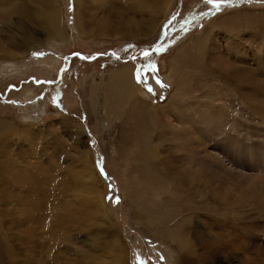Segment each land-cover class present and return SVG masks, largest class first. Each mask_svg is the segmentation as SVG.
I'll list each match as a JSON object with an SVG mask.
<instances>
[{
  "label": "rangeland",
  "instance_id": "374dc122",
  "mask_svg": "<svg viewBox=\"0 0 264 264\" xmlns=\"http://www.w3.org/2000/svg\"><path fill=\"white\" fill-rule=\"evenodd\" d=\"M0 57V264H182L186 251L145 227L125 181L156 220L188 205L178 215L202 235L192 245L194 257L206 253L200 264H264V0H0ZM118 68L132 69L142 93L121 124L136 115L156 134L166 126L160 186L144 183L118 137L126 129L101 127L90 108L92 83ZM189 125L199 149L184 143ZM86 161L104 185L103 218ZM188 167L208 185L179 188ZM224 196L241 206L216 218ZM231 223L229 250L217 241Z\"/></svg>",
  "mask_w": 264,
  "mask_h": 264
},
{
  "label": "bare ground",
  "instance_id": "6f19581e",
  "mask_svg": "<svg viewBox=\"0 0 264 264\" xmlns=\"http://www.w3.org/2000/svg\"><path fill=\"white\" fill-rule=\"evenodd\" d=\"M76 1H78V0H76ZM23 13L26 15L25 12H23ZM50 20H51L52 26L53 25L55 26L56 24H58V14L54 10H53V12L50 11ZM146 28H150V26H147ZM206 45H207V42H206ZM10 56H13V54L11 55L8 52L4 53V57H10ZM179 57H181V56H179ZM173 60L174 59H172L171 61H173ZM175 65H176V63H175ZM132 73H133L132 69H129V68L119 69L118 68V69H115V70L108 72L106 75L107 78L105 80H103L101 83H92L90 89L88 90L89 91V102L91 104V105L89 104L91 106V107L90 106L89 107L92 108V112L96 118H98L99 115L101 114L102 120L96 121L97 124L101 125V127H102V125H105V124H107L109 126H113L114 124L115 125L117 124V126H119V127H120V125L122 126V128H119L120 129V130H118L119 132L121 130L126 129V131L124 130L125 132L122 133L123 137L122 136L121 137L118 136V137H119V139L122 138L121 140L126 139L131 144L130 146L133 147L134 150H136V154H135L136 164H137V166H139L138 167L139 172L142 173V175H144L146 177V180H144L145 182L144 181L143 182L145 184H147V182L152 179V181L156 180L154 183L157 184L158 186H160L161 184L159 182H161L162 177H161V179H159V177H160V175H162V174L165 175V173H167V171H166L167 169L165 170V166H167L168 162H167V158H166V161H162L161 159L158 158V155L160 153V151H159L160 148L156 144V140H158L159 138H164L162 134H163V132H165L164 128H166V126L162 127L163 131H161V132L159 131V133L156 134L155 132H153L154 130L150 129L152 127H149V126H147V124H145L144 118L141 117L139 120V117H140L139 116V117H136L135 119H133L136 115H134V116L132 115L130 118V120L133 121L132 124H129L128 126L127 125L124 126L121 124V120H122V118H124V115L126 113V111H125L126 106L129 107L130 105H132L134 103V101L136 99V95H139V96L142 95L140 88L134 82H132ZM171 80L176 85L177 80L174 81L173 78L170 79V81ZM179 83H180V81H179ZM173 87H175V86L173 85ZM183 90H184V87H183ZM27 94H26V97L23 96L22 98H29L30 96H28ZM175 97H176V94H172V96H170V99H172V98L175 99ZM30 101L34 102L35 100L30 99ZM129 110H130V108L128 109V111ZM128 113L129 112H127V114ZM125 122L127 123V119L125 120ZM183 124L186 125L185 122H183ZM186 129H187V131L185 133L186 139H185L184 143L187 145V147L191 148V150L199 149L202 146V139L192 137L191 132L194 134V130L191 128L190 125H189V128L186 127ZM106 132H107V130H106ZM171 132L173 134L176 133L175 131L174 132L171 131ZM119 139H118V142H120ZM164 140L165 139H163L162 141H164ZM124 143H125V141H124ZM118 154H119V152H118ZM165 162H166V164L163 166L162 164ZM83 165H84L83 171L85 173V176L88 179V187L91 191V196L89 197V200H91V201L94 200V202H95L94 205L96 208H93V211H94L93 213L100 214V216L103 218V216H105V213L101 208L102 205H101L100 196L98 195V193H99V191L100 192L102 191L100 189H104V185H103V188L98 187L99 185H98L96 174L94 173L95 171H94V166H93L92 162L90 163V162L86 161ZM189 169H187V170H189ZM184 174H185V172H184ZM187 174L188 175L185 174L187 176L186 178H185V176L184 177L182 176L183 178H176L174 180V183H176L179 186V188H180V185H184V184L190 185L191 188H193V185H196V186L198 185L200 187H203L205 184L208 185V181L206 179H203L198 171H194V170L190 169L187 172ZM181 175H183V174H181ZM127 180L131 181L132 178L128 175ZM134 180H136V178L133 179V181ZM128 183L125 181L124 186H126V189H127V192L125 191L126 192L125 199L127 198L126 201L128 203H131L133 206L135 205L137 207V215L139 217L145 218L147 220V224L145 227L153 229L154 233L157 235L156 238L159 241H161L162 243L166 242V243L172 245V247H173L172 249L174 251H176L178 253V255H180V251L185 250L186 254L182 259V261H183L182 264H200V263H202L204 261L203 259H205L206 253H203L200 256H198L199 258L197 256L194 257L195 251L192 248L193 244H195V243L200 244L201 243L202 235L198 232H191V231L189 232V230L187 229V224H186L187 219L184 218L185 216L182 217L181 215H178V214H181L180 212H182V213L186 212L187 213L189 211L188 205L186 203H184L180 207L181 210L177 209L176 210L177 212L175 211V214H170L169 211H166L165 212L166 218L164 217V219L159 218L156 220V219L152 218L151 215L148 214V212L142 206V204L138 203V202L142 201V197H143L142 195L143 194H141L139 192H134V194L133 193L131 194L132 190L128 191V189L130 188ZM161 183H164V181ZM100 186H102V185L100 184ZM186 187L188 188V186H186ZM145 189L146 188H143L142 191L145 192ZM189 190H191V189H188V191ZM184 192H185V190L183 191V193ZM173 193H176V192H173ZM186 194H187V192H186ZM189 195H190V193H189ZM133 197L136 198V201ZM176 198H178V197H176ZM238 198L239 197H237V198H235V200H233V199L229 198V196H228L227 199H226V197L224 198L226 200L222 201V203L220 201L221 204L219 203V208L215 207V211H214V215L216 216V218H218V215H222V217H223V215H226V214L227 215L230 214L231 216L235 215L234 212H235L236 206L239 205ZM224 199H222V200H224ZM184 200H182V201H184ZM144 206H145V204H144ZM239 206H241V205H239ZM96 211H98V213ZM154 211L156 212V210H154ZM169 217H173V218L177 219L174 226H172V225L170 226L171 220H166V219H169ZM226 220L227 221H225L223 223L217 222L216 224L220 225V226L222 224L228 225L230 222L228 221V219H226ZM229 220H232L231 222L238 221L236 216L231 217ZM212 221L214 222V219ZM233 227H234V225H233V223H231L227 227L228 230H224V229L220 228V230L222 232H220V235H219L220 238H218L220 240L217 241V244L220 247H227L228 246L227 245L228 240H226V239H229V237L233 235L232 233H235L236 228L234 230ZM223 232L225 234H223ZM227 233H229L228 237L225 236ZM222 236L223 237L225 236L227 238L224 239L225 238L224 237L223 239H221ZM174 245L177 248H175ZM204 248L206 249V247H204ZM230 248L231 247H229L228 249L230 250ZM169 249H171V247ZM214 249L217 250L216 247ZM214 249H212V250H214ZM224 249L222 248V250H224ZM212 250H210V251H212ZM174 251H173V253H174Z\"/></svg>",
  "mask_w": 264,
  "mask_h": 264
},
{
  "label": "snow or ice",
  "instance_id": "6c2138e0",
  "mask_svg": "<svg viewBox=\"0 0 264 264\" xmlns=\"http://www.w3.org/2000/svg\"><path fill=\"white\" fill-rule=\"evenodd\" d=\"M223 2L224 0H204L205 4H210L213 8H216V9H218ZM144 55L148 56L149 53L145 52Z\"/></svg>",
  "mask_w": 264,
  "mask_h": 264
},
{
  "label": "flooded vegetation",
  "instance_id": "af4514ba",
  "mask_svg": "<svg viewBox=\"0 0 264 264\" xmlns=\"http://www.w3.org/2000/svg\"><path fill=\"white\" fill-rule=\"evenodd\" d=\"M144 57H145V55H142V56H141V59L143 60Z\"/></svg>",
  "mask_w": 264,
  "mask_h": 264
}]
</instances>
